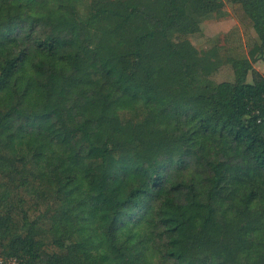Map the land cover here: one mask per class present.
Returning <instances> with one entry per match:
<instances>
[{
  "label": "trees",
  "instance_id": "1",
  "mask_svg": "<svg viewBox=\"0 0 264 264\" xmlns=\"http://www.w3.org/2000/svg\"><path fill=\"white\" fill-rule=\"evenodd\" d=\"M228 2L214 83L222 0H0V259L264 264V0Z\"/></svg>",
  "mask_w": 264,
  "mask_h": 264
},
{
  "label": "rangeland",
  "instance_id": "2",
  "mask_svg": "<svg viewBox=\"0 0 264 264\" xmlns=\"http://www.w3.org/2000/svg\"><path fill=\"white\" fill-rule=\"evenodd\" d=\"M95 0H72L73 9L76 12L77 19L84 21L89 13V7ZM223 6L216 14H209L203 17L192 15L199 24V31L189 35L188 40L196 50L197 54L210 52L214 60H219V66L216 70L208 75V79L214 83L232 81L233 71L230 60L244 56L236 53L229 46L227 39L228 34L234 26L237 25V19L231 9L228 0H222ZM81 23V22H80ZM84 36L87 35V30H83ZM253 34V33H252ZM244 47L247 46L246 39H242ZM143 50H146L143 48ZM147 55L150 52L146 50ZM242 54L247 55L246 51ZM252 66L264 74V63L261 60L252 62ZM247 82L251 81L250 73L248 72Z\"/></svg>",
  "mask_w": 264,
  "mask_h": 264
},
{
  "label": "built area",
  "instance_id": "3",
  "mask_svg": "<svg viewBox=\"0 0 264 264\" xmlns=\"http://www.w3.org/2000/svg\"><path fill=\"white\" fill-rule=\"evenodd\" d=\"M23 261L16 257H10V258H1L0 264H22Z\"/></svg>",
  "mask_w": 264,
  "mask_h": 264
}]
</instances>
